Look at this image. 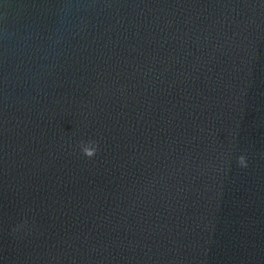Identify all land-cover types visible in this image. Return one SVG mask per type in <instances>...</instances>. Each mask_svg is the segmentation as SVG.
Wrapping results in <instances>:
<instances>
[{
  "label": "water",
  "instance_id": "water-1",
  "mask_svg": "<svg viewBox=\"0 0 264 264\" xmlns=\"http://www.w3.org/2000/svg\"><path fill=\"white\" fill-rule=\"evenodd\" d=\"M0 264H264V0H0Z\"/></svg>",
  "mask_w": 264,
  "mask_h": 264
},
{
  "label": "clouds",
  "instance_id": "clouds-1",
  "mask_svg": "<svg viewBox=\"0 0 264 264\" xmlns=\"http://www.w3.org/2000/svg\"><path fill=\"white\" fill-rule=\"evenodd\" d=\"M99 147V143L95 140L81 141L79 145L81 153L88 158L95 157L99 151ZM238 164L242 167H247V157L245 155L239 156Z\"/></svg>",
  "mask_w": 264,
  "mask_h": 264
}]
</instances>
